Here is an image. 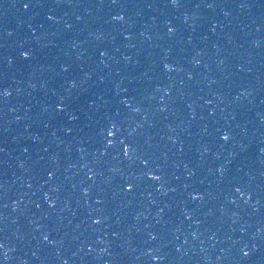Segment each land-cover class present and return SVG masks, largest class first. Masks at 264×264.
Returning <instances> with one entry per match:
<instances>
[{"label":"water","instance_id":"95a60500","mask_svg":"<svg viewBox=\"0 0 264 264\" xmlns=\"http://www.w3.org/2000/svg\"><path fill=\"white\" fill-rule=\"evenodd\" d=\"M24 2L0 0V264H264V0Z\"/></svg>","mask_w":264,"mask_h":264},{"label":"snow or ice","instance_id":"6c2138e0","mask_svg":"<svg viewBox=\"0 0 264 264\" xmlns=\"http://www.w3.org/2000/svg\"><path fill=\"white\" fill-rule=\"evenodd\" d=\"M112 3L115 5V4L117 3V0H112ZM170 3H171L174 7H179V6H181L180 3H179V0H170ZM212 6H213V5H212L211 3L208 4V7H209V8H211ZM32 7H33L32 0H26V2L23 3V8H24V9H31ZM48 19H49V20H52V19H54V17L49 16ZM77 19H79V17H77ZM112 19H113V20H117V19H118V20H123L124 17L121 16V15H119V14H117V15L112 16ZM66 27L71 28L72 25L69 24V25H66ZM167 31H168L169 33H172V32L174 31V28H173V27H168V28H167ZM10 34H11V33H9V35H10ZM20 55H22L25 59H28V58H30V57L32 56V52L29 51V50H24V51H21V52H20ZM100 55L103 56L104 53L101 52ZM164 67H165V68H168V65L165 64ZM61 69H62V71L67 72V71H68V66H64V65H62V66H61ZM171 70H172V69H169V71H171ZM75 86H76V85H75V82H72V87H75ZM245 94H247V93H245ZM10 95H11V92H8L7 90H0V96H10ZM210 102H211V101H209V103H210ZM57 108H59L60 111H63V108L61 107V105H57ZM136 111H139V109H136ZM72 118H73V119H76L75 116H73ZM233 119H234V117H233ZM112 126H113V127H116L115 123H113ZM69 131H71V129H69ZM107 135H108V136H112V135H113V132H112L110 129H108V130H107ZM105 139H107V137H105ZM222 139H223L225 142H227V141H229L230 136L227 135V134H226V135H223ZM109 142H111V141H109ZM121 144H123V141H121ZM4 150H5V149L0 148V152H3ZM25 151H27V149H25ZM125 155H127V152H126V151H125ZM221 173H223V171H222ZM48 174H49V175H52L51 172H49ZM155 178H156V179H159V177H155ZM29 187H31V185H29ZM236 191L239 192L240 189L237 188ZM37 207H39V205H37ZM94 222L97 223V224H99V223H100V220L97 219V220H95ZM150 235H151V234H150ZM151 238H152L153 240H155L157 237H156V236H151ZM44 239H45V240H48V236L45 235V236H44ZM4 247H5L4 244H3V243H0V248H4ZM5 255H6V253H5ZM247 255H248V252H244V256H247Z\"/></svg>","mask_w":264,"mask_h":264},{"label":"clouds","instance_id":"9594fccd","mask_svg":"<svg viewBox=\"0 0 264 264\" xmlns=\"http://www.w3.org/2000/svg\"><path fill=\"white\" fill-rule=\"evenodd\" d=\"M7 251H8V250L6 249V251H5L6 254H7Z\"/></svg>","mask_w":264,"mask_h":264}]
</instances>
